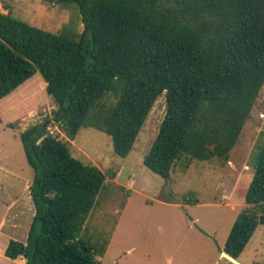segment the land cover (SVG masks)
Returning <instances> with one entry per match:
<instances>
[{
  "label": "trees",
  "instance_id": "16d2710c",
  "mask_svg": "<svg viewBox=\"0 0 264 264\" xmlns=\"http://www.w3.org/2000/svg\"><path fill=\"white\" fill-rule=\"evenodd\" d=\"M51 1L76 7L83 28L72 18L54 32L0 12V100L39 72L69 138L96 128L128 156L165 94L144 164L169 179L184 156L229 160L264 86V0ZM48 123L21 132L35 215L27 240H10L5 254L26 264H99L105 248L84 230L106 174L73 156ZM246 203L225 245L236 258L264 224V143Z\"/></svg>",
  "mask_w": 264,
  "mask_h": 264
},
{
  "label": "rangeland",
  "instance_id": "374dc122",
  "mask_svg": "<svg viewBox=\"0 0 264 264\" xmlns=\"http://www.w3.org/2000/svg\"><path fill=\"white\" fill-rule=\"evenodd\" d=\"M0 12L54 32L72 18L83 28L76 7L51 0H0ZM46 87L37 72L0 100V264H21L5 250L12 239L27 240L35 215L29 188L35 173L21 132L46 121L49 132L67 142L73 156L106 174L84 230L93 244L105 248L96 256L99 264H233L222 254L238 215L250 207L246 194L264 143V86L227 162L184 156L169 179L144 164L167 113L165 94L150 111L134 149L120 156L112 138L96 128H82L75 139L69 138L54 120L56 105ZM258 209L264 212V203ZM239 260L264 264V224L258 225Z\"/></svg>",
  "mask_w": 264,
  "mask_h": 264
},
{
  "label": "water",
  "instance_id": "95a60500",
  "mask_svg": "<svg viewBox=\"0 0 264 264\" xmlns=\"http://www.w3.org/2000/svg\"><path fill=\"white\" fill-rule=\"evenodd\" d=\"M225 258H227L229 261H231L233 264H244L242 263L238 258L234 257L227 251H224L222 254Z\"/></svg>",
  "mask_w": 264,
  "mask_h": 264
},
{
  "label": "crops",
  "instance_id": "0c3cea01",
  "mask_svg": "<svg viewBox=\"0 0 264 264\" xmlns=\"http://www.w3.org/2000/svg\"><path fill=\"white\" fill-rule=\"evenodd\" d=\"M29 188H30V187H29ZM127 203H128V201L126 202L125 207L122 208V209H125V208L127 207ZM17 259H20L21 264H26V259H25L23 256H21V257H19V258H17ZM238 259H239V258H238Z\"/></svg>",
  "mask_w": 264,
  "mask_h": 264
}]
</instances>
